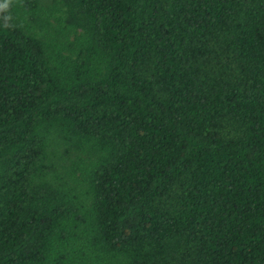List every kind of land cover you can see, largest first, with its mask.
<instances>
[{
  "label": "trees",
  "instance_id": "trees-1",
  "mask_svg": "<svg viewBox=\"0 0 264 264\" xmlns=\"http://www.w3.org/2000/svg\"><path fill=\"white\" fill-rule=\"evenodd\" d=\"M0 264H264V0H10Z\"/></svg>",
  "mask_w": 264,
  "mask_h": 264
},
{
  "label": "clouds",
  "instance_id": "clouds-1",
  "mask_svg": "<svg viewBox=\"0 0 264 264\" xmlns=\"http://www.w3.org/2000/svg\"><path fill=\"white\" fill-rule=\"evenodd\" d=\"M10 0H4V3H0V12H4L8 9ZM10 19V17H5V20Z\"/></svg>",
  "mask_w": 264,
  "mask_h": 264
}]
</instances>
